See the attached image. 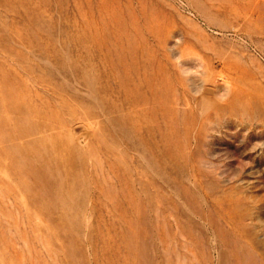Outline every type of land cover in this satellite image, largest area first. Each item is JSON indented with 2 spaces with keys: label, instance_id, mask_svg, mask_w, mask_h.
<instances>
[{
  "label": "rangeland",
  "instance_id": "1",
  "mask_svg": "<svg viewBox=\"0 0 264 264\" xmlns=\"http://www.w3.org/2000/svg\"><path fill=\"white\" fill-rule=\"evenodd\" d=\"M0 264H264V0H0Z\"/></svg>",
  "mask_w": 264,
  "mask_h": 264
},
{
  "label": "bare ground",
  "instance_id": "2",
  "mask_svg": "<svg viewBox=\"0 0 264 264\" xmlns=\"http://www.w3.org/2000/svg\"><path fill=\"white\" fill-rule=\"evenodd\" d=\"M97 23H98V22H97ZM97 23H96V24H97ZM101 24H102V23H101ZM125 26H126V25H125ZM29 27H30V26H29ZM102 29H103V28H102ZM117 30H118V29H117ZM117 30H116V31H117ZM24 31H25V30H24ZM94 32H95V31H94ZM96 32H97V30H96ZM84 34H85V35H84ZM114 34H115V33H114ZM118 34H119V32H118ZM108 35H109V34H108ZM122 35H123V34H122ZM102 36H103V35H102ZM124 36H126V35H124ZM124 36H123V37H124ZM82 37H83V38L85 37L86 40H87V38H89V37H88V34H87L86 31L82 33ZM110 37H111V36H110ZM113 37H115V36H113ZM42 38H43V37H42ZM43 40H44V39H43ZM81 40H82V39H81ZM115 40H116V39H115ZM49 41H50V39H49ZM89 41H90V40H89ZM126 41H127V40H126ZM91 42H92V41H91ZM86 43H87V42H86ZM125 43H126V42H125ZM93 44H94V42H93ZM109 44H111V43H109ZM116 44H117V43H116ZM50 46H51V45H50ZM110 46H111V45H110ZM85 47H86V45H85ZM95 47H96V46H95ZM96 48L99 49V46L96 47ZM96 48H95V49H96ZM121 48H122V47H121ZM103 49H104V48H103ZM110 49H112V47H111ZM112 50H114V49H112ZM119 50H120V49H119ZM100 51H101V50H100ZM106 51H107V50H106ZM104 52H105V51H104ZM126 53H127V52H126ZM105 54H106V52H105ZM113 55H114V54H113ZM114 56H115V55H114ZM117 56H118V55H117ZM128 56H129V55H128ZM109 57H110V56H109ZM123 57H124V56H123ZM107 58H108V56H107ZM110 59H111V58H110ZM129 59H130V58H129ZM131 59H133V58H131ZM108 60H109V59H108ZM116 60H117V59H116ZM117 61H118V60H117ZM124 61H126V60H124ZM131 62H132V61H131ZM113 66H115V65H113ZM116 66H117V65H116ZM133 66H134V65H133ZM131 67H132V66H131ZM137 67H138V66H137ZM132 68H133V67H132ZM111 71H112V70H111ZM133 71H134V70H133ZM134 72H135V71H134ZM114 73H116V72H114ZM145 73H146V72H145ZM145 73H144V74H145ZM133 74H134V73H133ZM134 75H135V74H134ZM126 76H127V75H126ZM112 77H113V76H112ZM143 77H144V76H143ZM148 77H149V76H148ZM146 78H147V77H146ZM137 79H138V78H137ZM118 80H119V79H118ZM143 80H144V79H143ZM145 81H147V80H145ZM118 82H119V81H118ZM143 83H144V82H143ZM143 83H142V84H143ZM146 83H147V82H146ZM164 83H165V82H164ZM120 84H121V83H120ZM142 84H141V85H142ZM121 85H122V84H121ZM123 85H124V84H123ZM153 85H154V84H153ZM165 85H167V84H165ZM167 86H168V85H167ZM122 87H123V86H122ZM147 87H148V85H147ZM151 87H152V86H151ZM121 89H122V88H121ZM140 89H141V88H140ZM144 89H146V88H144ZM147 89H148V88H147ZM151 89H152V88H151ZM151 89H150V90H151ZM141 90L143 91V89H141ZM133 91H135V90H133ZM51 92H52V91H51ZM118 92H119V91H118ZM120 92H121V91H120ZM126 92H127V91H126ZM145 92H146V91H144V93H145ZM49 94H50V93H49ZM142 94H143V93H142ZM126 95H127V94H126ZM144 96H145V95H144ZM148 96H149V95H148ZM110 97H111V96H110ZM39 98H40V97H39ZM145 98H146V97H145ZM126 99H127V98H126ZM130 99H131V98H130ZM42 100H43V99H42ZM42 100H41V101H42ZM12 101H13V100H12ZM57 101H58V100H57ZM101 101H102V100H101ZM118 101H119V100H118ZM28 102H29V101H28ZM127 102H128V101H127ZM150 102H152V100H150ZM43 103H44V102H43ZM136 105H137V104H136ZM148 105H149V104H148ZM45 106H46V105H45ZM113 106H114V105H113ZM43 107H44V106H43ZM46 107H48V106H46ZM44 108H45V107H44ZM44 108H43V109H44ZM116 109H117V108H116ZM152 109H153V108H152ZM44 111H45V110H44ZM47 111H48V110H47ZM47 111H46V112H47ZM150 111H151V110H150ZM36 112H37V111H36ZM37 113H38V112H37ZM113 113H114V112H113ZM22 114H23V113H22ZM27 115H28V113H27ZM153 115H154V114H153ZM145 116H146V115H145ZM51 118H52V117H51ZM25 119H26V118H25ZM28 119H29V118H28ZM54 119H55V118H54ZM5 122H6V121H5ZM35 122H36V121H35ZM47 122H49V121H47ZM52 123H54V122H52ZM8 125H9V124H8ZM9 126H10V125H9ZM9 126H8V127H9ZM6 127H7V126H6ZM8 127H7V128H8ZM37 127H38V126H37ZM49 127H50V126H49ZM12 129H13V128H12ZM38 129H39V128H38ZM9 130H10V129H9ZM52 130H53V129H52ZM3 132H4V131H3ZM7 132H8V131H7ZM4 134H5V133H4ZM7 134H8V133H7ZM10 135H11V134H10ZM10 137H11V136H10ZM46 137H47V136H46ZM29 139H30V138H29ZM11 140H12V139H11ZM23 140H24V139H23ZM32 140H33V139H32ZM33 141H34V140H33ZM13 142H14V141H13ZM25 142H27V141H25ZM33 143H34V142H33ZM13 144H14V143H13ZM14 145H15V144H14ZM31 146H32V145H31ZM25 152H26V151H25ZM26 154H27V153H26ZM24 155H25V154H24ZM33 157H34V156H33ZM33 157H32V158H33ZM38 157H39V156H38ZM37 159H39V158H37ZM30 161H32V160H30ZM39 161H41V160H39ZM44 161H45V160H44ZM33 162H34V161H33ZM45 162H46V161H45ZM45 162H44V163H45ZM34 163H35V162H34ZM40 164H41V163H40ZM40 164H39V166H40ZM45 165H46V164H45ZM48 166H49V165H48ZM56 172H57V171H56ZM168 180H169V179H168ZM252 228H253V227H252ZM254 230H256V229H254ZM254 230H253V231H254ZM242 234H243V233H242Z\"/></svg>",
  "mask_w": 264,
  "mask_h": 264
}]
</instances>
